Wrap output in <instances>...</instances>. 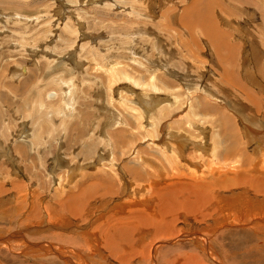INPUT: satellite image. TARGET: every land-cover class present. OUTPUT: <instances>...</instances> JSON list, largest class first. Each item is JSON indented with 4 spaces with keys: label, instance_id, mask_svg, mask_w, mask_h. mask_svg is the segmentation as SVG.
<instances>
[{
    "label": "rangeland",
    "instance_id": "1",
    "mask_svg": "<svg viewBox=\"0 0 264 264\" xmlns=\"http://www.w3.org/2000/svg\"><path fill=\"white\" fill-rule=\"evenodd\" d=\"M259 169L264 0H0V264H264Z\"/></svg>",
    "mask_w": 264,
    "mask_h": 264
},
{
    "label": "bare ground",
    "instance_id": "2",
    "mask_svg": "<svg viewBox=\"0 0 264 264\" xmlns=\"http://www.w3.org/2000/svg\"><path fill=\"white\" fill-rule=\"evenodd\" d=\"M202 27H205V28H206V26H202ZM202 27H201V28H202ZM206 30H207V29H206ZM207 31L209 32V30H207ZM208 37H209V36H208ZM155 88H157V87H155ZM179 97H180V96H179ZM147 100H148V99H147ZM156 100L158 101V104H162V103H160V102L163 100V98L161 99L160 97L158 98L157 96L152 98V101L156 102ZM149 101H151V100H149ZM147 102H148V101H147ZM151 103H152V102H151ZM153 104H154V103H153ZM147 105H148V103H147ZM151 107H152V106H151ZM151 107H150V108H151ZM147 111H148V110H147ZM140 116L142 117L143 115L140 114ZM139 118H140V117H139ZM181 144H182V143H181ZM205 144H206V143H205ZM202 145H203V144H202ZM198 146H199V145H198ZM199 148H200V147H199ZM200 150H201V149H200ZM205 150H206V149H205ZM133 169L135 170V169H137V168H133ZM133 169H132V170H133ZM248 169H249V168H248ZM252 170H253V169H252ZM255 170H256V169H255ZM259 170H261L262 173H264V169H259ZM141 173H142V171H141ZM141 173L138 172V171L135 172L136 177H139V178L141 177V178H142L143 175H142ZM207 175H208V174H207ZM211 175L214 176L213 172H211ZM153 176H155V175H153ZM153 176H152V177H153ZM161 177H162V176H161ZM257 177H258V176H257ZM157 178H158V177H157ZM160 180H161V179H160ZM157 182H158V180H157ZM197 182H198V181H197ZM180 183H181V182H180ZM182 183H183V182H182ZM186 184H187V183H186ZM197 184H198V183H197ZM243 184H244V183H243ZM152 185H154V184H152ZM198 185H199V184H198ZM209 185H210V184H209ZM209 185H208L207 187H209ZM244 186H245V185H244ZM203 188H204V187H203ZM236 188H238V187H236ZM208 189H209V188H208ZM185 190H186V189H185ZM209 190H210V189H209ZM207 191H208V190H207ZM207 191H206V192H207ZM183 192H184V191H183ZM203 192H205V190H204ZM203 192H202V193H203ZM179 193H181V192H179ZM202 193H201V194H202ZM213 193H214V191H213ZM172 194H173V193H172ZM187 194H188V193H187ZM212 195H213V194H212ZM177 196H178V195H177ZM190 196H191V195H190ZM174 197H175V196H174ZM208 197H209V196H208ZM155 198H156V197H155ZM243 198H244V197H243ZM144 200H145V199H144ZM220 200H221V199H220ZM146 202H148V201H146ZM169 202H170V201H169ZM219 202H221V201H219ZM225 202H226V201H225ZM227 202H228V201H227ZM230 202H231V201H230ZM230 202H229V203H230ZM231 203H232V202H231ZM86 204H87V203H86ZM203 204H204V202H203ZM242 204H243V203H242ZM147 205H149V203H148ZM204 205L206 206V204H204ZM229 205H230V204H229ZM145 206H146V205H145ZM200 206H201V205H200ZM217 206H218V205H217ZM87 207H88V206H87ZM201 207H202V206H201ZM243 207H244V206H243ZM225 208H226V207H225ZM180 209H181V208H180ZM233 209H234V208H233ZM151 210H152V209H151ZM177 210L179 211V209H177ZM217 211H218V210H217ZM220 211H221V210H220ZM152 212H153V211H152ZM200 212H201V211H200ZM241 212H242V211H241ZM241 212H240V213H241ZM153 213H155V212H153ZM233 213H234V212H233ZM210 214H211V213H210ZM228 214H230V213H228ZM236 214H237V213H236ZM150 215H151V214H150ZM157 215H158V214H157ZM181 215H182V214H181ZM181 215H180V216H181ZM237 215H238V214H237ZM229 216L232 217V215H229ZM238 216H239V215H238ZM221 217H222V214H221ZM225 217H226V216H225ZM237 218H238V217H237ZM233 219H234V218H233ZM219 220H220V218H219ZM215 221H218V220H215ZM219 224H220V223H219ZM255 227H256V226H255ZM256 228H257V227H256ZM210 229H211V228H210ZM213 229H214V228H213ZM118 235H119V234H118ZM185 262H186V261H185Z\"/></svg>",
    "mask_w": 264,
    "mask_h": 264
}]
</instances>
